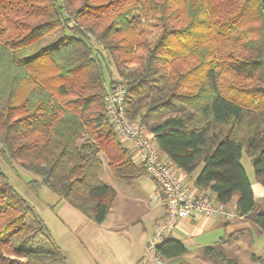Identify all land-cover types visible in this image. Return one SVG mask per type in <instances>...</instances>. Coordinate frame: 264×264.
<instances>
[{
  "label": "trees",
  "instance_id": "16d2710c",
  "mask_svg": "<svg viewBox=\"0 0 264 264\" xmlns=\"http://www.w3.org/2000/svg\"><path fill=\"white\" fill-rule=\"evenodd\" d=\"M195 1L193 7L190 0L154 2L161 30L147 47L134 27L127 30V19L122 29L115 26L119 18L96 29L122 0H0V16L13 10L37 19L4 26L0 21V157L18 161L38 178L28 182L31 190L46 188L101 224L116 197L100 178L103 158L126 187L147 175L105 111V95L121 84L127 120L150 133L166 163L191 181L199 168L193 186L225 206L236 196L231 207L237 216L264 235V213L242 165L246 154L255 181L264 185V0ZM180 15L190 19L184 27L177 23ZM203 29L219 38L221 48L179 71L177 63L187 64L210 39ZM233 43L243 53L226 55ZM140 49L146 54L136 58ZM130 63L136 67L128 70ZM226 76L251 84L227 82ZM241 235L225 234L204 252H221V244ZM157 251L172 260L187 249L168 236ZM0 264H68L1 169Z\"/></svg>",
  "mask_w": 264,
  "mask_h": 264
},
{
  "label": "crops",
  "instance_id": "0c3cea01",
  "mask_svg": "<svg viewBox=\"0 0 264 264\" xmlns=\"http://www.w3.org/2000/svg\"><path fill=\"white\" fill-rule=\"evenodd\" d=\"M160 158L164 162H168L165 156L161 155ZM198 172L199 168L192 174L193 176L191 175L192 181L181 175L183 182L194 195L209 194L208 191L199 190L193 186L192 182ZM146 178L154 184L153 180L145 175L135 181L132 186L122 188L124 199L122 201V216L113 224L106 223L107 217L101 224L89 221L57 195L52 197L49 202H45L43 206L41 205L37 213L68 264H146L143 259V248L151 237L155 226L165 214L163 203L152 202V197L157 191L155 184L152 185L147 196L144 193L147 190L145 188ZM251 187L255 202L261 208L264 205V185L255 181ZM38 194L40 195V193ZM38 194L36 193V196ZM42 194L47 195L48 193L45 191ZM143 197L151 198V205L145 209L140 202ZM235 199L236 196H234L231 206ZM112 210L113 206L109 213ZM244 219L238 218L232 222H225L217 218L206 219L192 214L190 217L178 221L169 238L184 244L188 239L208 229L222 228L225 234L236 233L248 228ZM164 261L165 264L178 262L177 259Z\"/></svg>",
  "mask_w": 264,
  "mask_h": 264
},
{
  "label": "rangeland",
  "instance_id": "374dc122",
  "mask_svg": "<svg viewBox=\"0 0 264 264\" xmlns=\"http://www.w3.org/2000/svg\"><path fill=\"white\" fill-rule=\"evenodd\" d=\"M79 1V0H78ZM108 0H93L94 3H106ZM191 5L193 7V0H190ZM161 3L162 0H122V6L121 8H115L111 12H109L107 15L108 17L101 22H98V25L96 26V29L99 30V28L104 29L106 26L111 25L112 22L119 18L121 19L120 22H116L115 26L119 29H122V25H119L122 23V19H127V30L130 28L136 29V33L139 35L138 37L143 39V41H146L147 47H150L155 39L157 38L160 30H161V21L159 20V14L157 5H154L153 3ZM77 2L76 4H78ZM193 3V4H192ZM121 9V10H120ZM119 10L117 13L116 11ZM5 12L7 15L4 16V13L0 16V21L2 22V25L4 26V23L6 25L8 22H12L15 19H20L19 21L25 20L27 21H36V16L32 17H22L17 15L16 12ZM4 12V11H3ZM32 15V13H29ZM168 15V12L165 14ZM182 15H180L179 21L177 22L179 27L186 26L190 19L186 16L184 18H181ZM166 19V18H165ZM134 22V23H133ZM168 24H171L169 20H167ZM204 34L208 35L210 39L207 41H204L203 45L200 49L195 51L194 58L192 60H189V62H186L181 60L182 63H177L180 68H177L179 71H184L187 68H190L194 64H196L202 56L205 58H210L214 56V54H217L216 51L221 48L220 46V40L219 38H212L211 33L208 29L201 30ZM130 33V32H128ZM212 38V39H211ZM226 55L235 56L237 54L243 53L240 47L236 44H232L226 48ZM142 54H146L142 49L137 51V54L135 53V57H139ZM102 55L105 57V59L108 60L110 63V71L112 74H116L114 71V68L112 67V64L108 58V55L106 52H102ZM136 61V60H135ZM136 67L135 63H130L127 65L126 69H134ZM177 67V65H176ZM168 69V68H167ZM225 80L227 82H232L234 84H251L249 81L232 77V76H226ZM187 85L189 84V81L185 82ZM1 148V145H0ZM6 161L4 158L0 157V169L1 171L6 175L8 183L11 185V187L28 203L32 206L34 211L37 213L39 212V209L41 208V205L45 202H49L52 200V197H55L56 194L49 191L46 188H41L40 195L38 194L36 196V192L31 190V188L28 185V182L33 179H38L34 174L27 172L26 170L22 169L20 167V164L16 160H11L8 158ZM104 160V166L103 170L101 171V180H103L107 185H110L116 192V197L113 203V210L110 212L107 216L106 223L107 224H113L115 223L120 217L122 216V201H124L122 197V188L125 189L126 186L122 185L118 181H116L113 176L111 175L109 168L107 166L106 160ZM242 165L245 168L246 174L250 180L251 184H254L255 178H254V172L252 170V166L249 162V158L246 154H243L242 156ZM194 174V173H193ZM193 176V175H192ZM111 180H109V179ZM147 179V178H146ZM144 180V179H143ZM145 188L147 190L144 191L146 193V196L150 192V188H152L153 183L150 182V180H145ZM127 189V188H126ZM132 189V188H130ZM46 191L48 193L47 195L42 194ZM150 199L148 197H143L141 199V204L143 209H145L148 205H151ZM149 200V202H148ZM150 203V204H149ZM261 212L264 213V205L261 207ZM38 214V213H37ZM246 222V225L248 228L242 229L240 231H237L242 233L241 236H239L238 240L236 242H230V243H224L221 244L220 249L216 252H212L209 255H206L204 252V247L213 246L216 245L222 237L225 236V231H223L222 228H213L204 230L201 233H198L195 235V237L188 239L185 241L184 245L187 249L185 255L180 256L177 259V263L175 264H227V262H231L230 264H257L258 262L254 261V258H260L264 264V235L259 234L256 227L248 221L246 218L244 219ZM223 223V222H222ZM223 255V256H222ZM9 257V256H8ZM12 258V257H10ZM174 259V260H176Z\"/></svg>",
  "mask_w": 264,
  "mask_h": 264
},
{
  "label": "built area",
  "instance_id": "2783aa9c",
  "mask_svg": "<svg viewBox=\"0 0 264 264\" xmlns=\"http://www.w3.org/2000/svg\"><path fill=\"white\" fill-rule=\"evenodd\" d=\"M125 93L121 84L112 87L104 98L105 111L119 141L131 152L133 162L142 166L153 180L157 191L152 202L164 205V217L146 242L143 259L146 264H165L157 247L170 235L178 221L192 214L225 222L241 217L237 216L233 207L212 201L208 194L194 195L189 191L181 174L160 158V152L150 133L138 123L127 120L123 108Z\"/></svg>",
  "mask_w": 264,
  "mask_h": 264
}]
</instances>
